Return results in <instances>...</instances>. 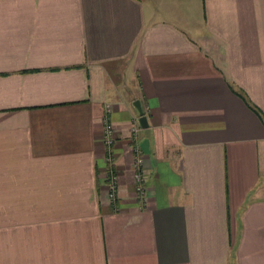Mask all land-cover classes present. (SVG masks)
<instances>
[{"label": "crops", "instance_id": "obj_1", "mask_svg": "<svg viewBox=\"0 0 264 264\" xmlns=\"http://www.w3.org/2000/svg\"><path fill=\"white\" fill-rule=\"evenodd\" d=\"M0 264H264V0H0Z\"/></svg>", "mask_w": 264, "mask_h": 264}, {"label": "built area", "instance_id": "obj_2", "mask_svg": "<svg viewBox=\"0 0 264 264\" xmlns=\"http://www.w3.org/2000/svg\"><path fill=\"white\" fill-rule=\"evenodd\" d=\"M139 128L136 124H133L129 129V137L130 142L132 144L131 151L133 153V165H132V179L134 182V190L137 196V199L142 201L143 200V188L141 187L142 180V162H143V155L139 150L137 143H136V136ZM113 128L110 124H104L103 127V134H102V142L105 146V170H104V179H105V186L107 190V196L110 200L114 199V194L116 191L117 186V176L112 169V146H113Z\"/></svg>", "mask_w": 264, "mask_h": 264}, {"label": "water", "instance_id": "obj_3", "mask_svg": "<svg viewBox=\"0 0 264 264\" xmlns=\"http://www.w3.org/2000/svg\"><path fill=\"white\" fill-rule=\"evenodd\" d=\"M133 107L135 108V110L138 113L137 124H138L139 128H145L147 126L146 120H145V117L142 115L138 101H135L133 103Z\"/></svg>", "mask_w": 264, "mask_h": 264}]
</instances>
